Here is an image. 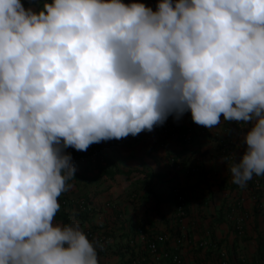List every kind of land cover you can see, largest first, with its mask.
<instances>
[{
    "label": "clouds",
    "instance_id": "clouds-1",
    "mask_svg": "<svg viewBox=\"0 0 264 264\" xmlns=\"http://www.w3.org/2000/svg\"><path fill=\"white\" fill-rule=\"evenodd\" d=\"M188 111L251 124L227 170L241 188L264 176V0H0V264H99L77 221L54 224L64 149Z\"/></svg>",
    "mask_w": 264,
    "mask_h": 264
},
{
    "label": "crops",
    "instance_id": "crops-1",
    "mask_svg": "<svg viewBox=\"0 0 264 264\" xmlns=\"http://www.w3.org/2000/svg\"><path fill=\"white\" fill-rule=\"evenodd\" d=\"M21 2L25 8L38 10L50 0ZM122 2L143 3L156 11L160 0ZM190 116L188 111L178 121L171 115L168 119L175 120L181 130H186L191 125ZM250 126L244 123L230 126L221 116V123L211 128L207 137L196 139L188 147L177 136L162 140L156 126L150 132L142 131L141 142L133 141L129 135L97 143L101 151L98 160L73 163L75 180L67 182L72 187L58 197L60 209L56 215H65V219L54 218V224L77 221L84 233L96 231L103 236V241L99 242L101 247L97 248L99 264H123L130 255H136L142 264H150L146 242L158 233L169 235L167 244L161 247L176 249L184 264H196L200 260L219 264L214 251L197 248V243L207 232L218 248L229 252V264H238L242 257L249 264H264V191L257 193L254 201L247 198L245 208L251 218L244 236L236 237L226 218L227 207L236 197L246 195L256 176L244 188L233 184L212 137L215 132L227 131L236 140L242 157L247 146L241 138ZM172 156L179 160L177 171L168 167ZM194 164H199L205 174L201 177L191 175L189 168ZM175 186L187 198L186 216L181 219L177 217L176 204L170 195ZM82 201L86 202V207H80ZM257 204L262 208L257 210ZM84 212L88 218L78 219ZM177 224L186 240L175 248L173 233ZM136 228L139 231L135 232Z\"/></svg>",
    "mask_w": 264,
    "mask_h": 264
},
{
    "label": "built area",
    "instance_id": "built-area-1",
    "mask_svg": "<svg viewBox=\"0 0 264 264\" xmlns=\"http://www.w3.org/2000/svg\"><path fill=\"white\" fill-rule=\"evenodd\" d=\"M189 120L191 122V125L186 130H181V127L176 123L175 120L168 118L163 125H158L156 127H158L160 130V137L162 138V140H165L169 137L177 136L179 137L181 143L188 147L191 146L196 139L207 137L210 132V129L194 123L192 120V116H190ZM225 122L228 123L230 126H235L236 124H243L242 122ZM194 129H196L197 131L195 132ZM212 137L216 142V145L218 147V154L222 157L223 162L226 165V169H228V167L232 163L233 154H235L236 162H239L241 158L239 150L240 148L237 147L236 140L232 138L227 131L224 130L223 133L215 132L212 134ZM131 138L135 142H141L143 140V133L141 132L136 136L131 135ZM64 151L66 153H70L72 156V160H76L79 164H84L89 160L96 161L101 157V151L97 143L89 145L86 151H78L76 149H72L71 147L64 149ZM198 165L199 164H194L190 168V172L194 176L198 175L199 173L201 174L202 172V167ZM168 167L171 171L179 170V160L174 156L170 157L168 160ZM228 173L230 174V172ZM261 191H264V176H256L252 181V184L248 188L246 195L244 194L236 197L235 202L227 207L226 218L230 223L234 234L237 237L242 238L244 236L245 227L251 218L250 213L245 208L247 198H250L254 201L256 199V194ZM174 193L176 195V214L177 217L181 219L186 216V197L178 189H176ZM86 205L87 204L85 201H82L80 203V207H86ZM259 207L262 208L261 204ZM209 235L210 234L207 232L206 235L202 237V239L197 243V248L201 250H212L215 252L219 264H229V252L224 248H218L217 245L210 240ZM185 236L186 235L183 233V231L179 232V234L175 237L173 241L175 248H178L186 240ZM168 240L169 235L165 233L155 234L152 238L147 240L146 253L150 257L151 262L153 264H184L182 258L175 252L176 249L162 248L167 244ZM141 262L142 260L140 258H136L130 264H141ZM196 264L208 263L205 260H200ZM238 264H249V262L247 261V259L242 257L240 258Z\"/></svg>",
    "mask_w": 264,
    "mask_h": 264
},
{
    "label": "trees",
    "instance_id": "trees-1",
    "mask_svg": "<svg viewBox=\"0 0 264 264\" xmlns=\"http://www.w3.org/2000/svg\"><path fill=\"white\" fill-rule=\"evenodd\" d=\"M50 2H51V0H50ZM73 163H75V164H79L76 160H74L73 161ZM193 165H191L190 166V168L192 167ZM198 166H200V165H198ZM201 167V166H200ZM190 168H189V173L191 174V172H190ZM205 173H204V170L202 169V172H201V174L199 173L198 175H195L196 177H201L202 175H204ZM192 175V174H191ZM194 176V175H193ZM176 189H178V190H180L178 187H172V190H171V192H170V195L172 196V198H173V200H174V202H175V199H176V195H175V190ZM181 191V190H180ZM182 192V191H181ZM183 193V192H182ZM184 194V193H183ZM185 195V194H184ZM185 197H186V195H185ZM176 204V203H175ZM186 207H187V198H186ZM256 208H257V210H259L260 209V207L258 206V204L256 205ZM55 219H57V220H59V221H63L64 219H65V215H56L55 217H54ZM82 219V220H84L85 218L87 219L88 218V216L86 215V212H84V213H82L81 214V216H78V219ZM138 228H136V230H135V232L136 231H139V229L137 230ZM142 231V230H141ZM96 231H94V232H91V231H86L85 232V234H86V236H87V238L89 239V240H92V241H94V242H101V241H103V236L101 237V235L99 236V234H97V233H95ZM174 235V238L179 234V231H178V224H177V228L175 229V231H174V233H173ZM155 234H153L152 236H150V238H152L153 236H154ZM106 237V236H105ZM237 237V236H236ZM133 239V238H132ZM144 252V251H143ZM145 253V252H144ZM136 256V255H135ZM134 255H130V256H128L127 258H125L124 260H123V264H130L132 261H134L137 257H135ZM149 262H150V264H153L152 262H151V260H149ZM143 262H141V264H142Z\"/></svg>",
    "mask_w": 264,
    "mask_h": 264
},
{
    "label": "rangeland",
    "instance_id": "rangeland-1",
    "mask_svg": "<svg viewBox=\"0 0 264 264\" xmlns=\"http://www.w3.org/2000/svg\"><path fill=\"white\" fill-rule=\"evenodd\" d=\"M248 226V225H247Z\"/></svg>",
    "mask_w": 264,
    "mask_h": 264
}]
</instances>
